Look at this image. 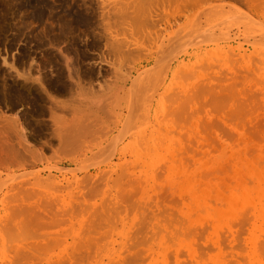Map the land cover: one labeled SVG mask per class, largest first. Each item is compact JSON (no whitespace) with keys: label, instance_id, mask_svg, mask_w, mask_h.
I'll return each instance as SVG.
<instances>
[{"label":"rangeland","instance_id":"1","mask_svg":"<svg viewBox=\"0 0 264 264\" xmlns=\"http://www.w3.org/2000/svg\"><path fill=\"white\" fill-rule=\"evenodd\" d=\"M185 1L0 0V264H264V0Z\"/></svg>","mask_w":264,"mask_h":264},{"label":"bare ground","instance_id":"2","mask_svg":"<svg viewBox=\"0 0 264 264\" xmlns=\"http://www.w3.org/2000/svg\"><path fill=\"white\" fill-rule=\"evenodd\" d=\"M200 0H186L185 2H183L182 4H181V6L183 5V6H186V5H184L185 3L187 4V3H192V4H195V3H197V2H199ZM204 1V0H203ZM210 1V2H209ZM212 1H216V0H212ZM207 2L209 3V6H210V3H212L211 2V0H207ZM250 2H251V0H250ZM201 3V2H200ZM252 3V2H251ZM189 4H187V5H189ZM219 4V3H218ZM191 5V4H190ZM220 5H221V7L224 5V3H220ZM182 6V7H183ZM210 7H213V5L212 6H210ZM214 7H216V6H214ZM180 7H178L177 8V6L175 7V12L176 11H179L180 9H182V8H180ZM169 10H165V12L167 13ZM171 11V10H170ZM216 11H218V10H216ZM167 23H169V20H166V22L164 23V25H166ZM231 39H233V38H230L228 35H226V36H224V37H221V38H216V39H213L212 40V44L214 45V47L216 46L217 48H219V49H224V48H226V47H228V49H230V50H235V49H239V48H242V43H238L237 44V46L236 47H232V45L230 46H227V45H224V46H220V41H222V40H224V43L225 42H227V41H229V40H231ZM223 42V41H222ZM211 50H213V49H211ZM5 161H4V159H3V157L2 156H0V165H2V164H6V163H4ZM22 167V166H21ZM47 179H49V178H47ZM39 180H40V178H39ZM43 180V179H42ZM44 182L46 181V179L45 180H43ZM49 181V180H48ZM47 181V182H48ZM53 181V180H52Z\"/></svg>","mask_w":264,"mask_h":264}]
</instances>
